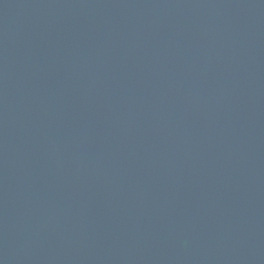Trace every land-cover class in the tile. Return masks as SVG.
<instances>
[{
	"label": "water",
	"instance_id": "obj_1",
	"mask_svg": "<svg viewBox=\"0 0 264 264\" xmlns=\"http://www.w3.org/2000/svg\"><path fill=\"white\" fill-rule=\"evenodd\" d=\"M0 264H264V0H0Z\"/></svg>",
	"mask_w": 264,
	"mask_h": 264
}]
</instances>
